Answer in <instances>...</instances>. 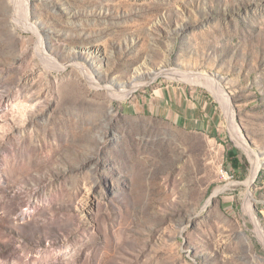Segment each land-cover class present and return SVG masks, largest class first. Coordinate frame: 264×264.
<instances>
[{
    "label": "rangeland",
    "instance_id": "obj_1",
    "mask_svg": "<svg viewBox=\"0 0 264 264\" xmlns=\"http://www.w3.org/2000/svg\"><path fill=\"white\" fill-rule=\"evenodd\" d=\"M235 136L264 161V0H0V264H264Z\"/></svg>",
    "mask_w": 264,
    "mask_h": 264
},
{
    "label": "bare ground",
    "instance_id": "obj_2",
    "mask_svg": "<svg viewBox=\"0 0 264 264\" xmlns=\"http://www.w3.org/2000/svg\"><path fill=\"white\" fill-rule=\"evenodd\" d=\"M19 1V0H18ZM15 6H17V2L15 1ZM25 8H26V5H25ZM17 9V8H16ZM18 11V10H17ZM26 11H24V14L21 16L19 13H18V19L22 22L25 23L24 26H27L28 28H30L34 33H38V31H36L37 29L35 28V26L31 25L28 23V20H30L28 18V15L25 13ZM42 45V43H41ZM42 50H43V46H41ZM48 61L51 62V60L49 59ZM53 63V62H52ZM54 66V64H53ZM76 66V65H75ZM79 72L82 73V75L84 74V70L81 66H78L76 67ZM165 72L166 71H161L158 73L155 74V76H153V78H156L157 76H159L160 74L162 76H165ZM179 76V77H178ZM185 75H183V73L181 72H173V74L170 73V75H168V78L170 80H182V77H184ZM85 78L91 82V86L95 88V90L97 89L98 90H104L108 96V99L110 100V102H123L125 100H127L130 95L136 90L138 89L139 87L143 86L144 83L143 82H140L139 80L135 79L133 80L129 86H124V85H119V84H110L109 86H104L102 85L99 81H98V77L96 75H89V76H86L85 74ZM198 81V80H197ZM199 84H202V85H205L208 89L212 90L213 92H217L218 91V88L216 86V84H212V83H200L198 82ZM218 94V93H217ZM222 98V97H221ZM219 99V98H218ZM217 99V100H218ZM224 101V100H223ZM225 103V102H224ZM226 104V103H225ZM229 116V115H228ZM231 118V117H230ZM233 118V117H232ZM229 119V118H228ZM229 123L230 125L232 126V130L233 131H236L235 130V127L233 126L231 120H229ZM234 133V132H233ZM239 135V134H238ZM236 139H237V145L241 148H239L240 150H242L248 160H249V163H250V170H249V173H248V176L247 178L245 179V181H243L241 183V185L244 187V192H243V199H244V203H246V206L244 207L245 208V211L247 212L246 214L249 215V220H250V223L251 225L253 226L254 228V232L256 234V239L258 240V242L261 244V246L264 248V230L262 228H260L257 224H254V219L252 218L253 214H252V208H251V204H252V197H251V188L255 182V180L257 179V176L260 172V169L264 166V161H260L259 157H256L247 147L246 145L244 144V142L240 139L239 136H235ZM235 145V144H234ZM262 159V158H261ZM264 160V159H263ZM237 184V183H236ZM235 184V185H236ZM240 186V185H239ZM236 187V186H235ZM226 189H228V186H225L223 188H219V189H215L213 191V193L211 194V198L217 196L219 193L225 191ZM208 203V202H207ZM248 218V217H247ZM119 246V245H118ZM118 246L117 244H115L114 246H112L110 248V251L109 253H115V251L118 249ZM109 249V248H108ZM107 257V256H106ZM110 258V256H109ZM112 258V257H111ZM108 260V257L105 259V261ZM111 261V260H110ZM110 261H108V263L110 264ZM112 261H113V258H112ZM107 263V262H106ZM113 262H111L112 264ZM101 264V263H100ZM115 264V263H113Z\"/></svg>",
    "mask_w": 264,
    "mask_h": 264
},
{
    "label": "trees",
    "instance_id": "obj_3",
    "mask_svg": "<svg viewBox=\"0 0 264 264\" xmlns=\"http://www.w3.org/2000/svg\"><path fill=\"white\" fill-rule=\"evenodd\" d=\"M226 162L230 164L231 168L238 169L239 161L237 159V151L235 149H229L225 155Z\"/></svg>",
    "mask_w": 264,
    "mask_h": 264
},
{
    "label": "water",
    "instance_id": "obj_4",
    "mask_svg": "<svg viewBox=\"0 0 264 264\" xmlns=\"http://www.w3.org/2000/svg\"><path fill=\"white\" fill-rule=\"evenodd\" d=\"M256 212V210H254V213Z\"/></svg>",
    "mask_w": 264,
    "mask_h": 264
}]
</instances>
